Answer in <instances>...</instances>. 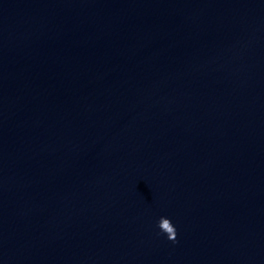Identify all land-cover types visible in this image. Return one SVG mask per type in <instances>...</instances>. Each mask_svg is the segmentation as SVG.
I'll use <instances>...</instances> for the list:
<instances>
[{"label":"water","instance_id":"obj_1","mask_svg":"<svg viewBox=\"0 0 264 264\" xmlns=\"http://www.w3.org/2000/svg\"><path fill=\"white\" fill-rule=\"evenodd\" d=\"M0 264H264V0H0Z\"/></svg>","mask_w":264,"mask_h":264},{"label":"clouds","instance_id":"obj_2","mask_svg":"<svg viewBox=\"0 0 264 264\" xmlns=\"http://www.w3.org/2000/svg\"><path fill=\"white\" fill-rule=\"evenodd\" d=\"M159 229L167 234V237L171 240L176 238V229L171 220L168 217L161 216L157 222Z\"/></svg>","mask_w":264,"mask_h":264}]
</instances>
